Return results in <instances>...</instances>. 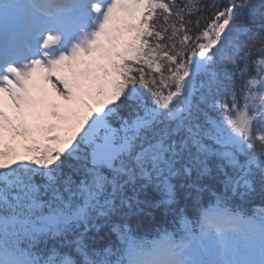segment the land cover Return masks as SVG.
Returning <instances> with one entry per match:
<instances>
[{"label":"snow or ice","instance_id":"1","mask_svg":"<svg viewBox=\"0 0 264 264\" xmlns=\"http://www.w3.org/2000/svg\"><path fill=\"white\" fill-rule=\"evenodd\" d=\"M48 84L100 113L28 124ZM235 197L264 200V0H0V264H264ZM157 209L152 239L117 222Z\"/></svg>","mask_w":264,"mask_h":264},{"label":"trees","instance_id":"2","mask_svg":"<svg viewBox=\"0 0 264 264\" xmlns=\"http://www.w3.org/2000/svg\"><path fill=\"white\" fill-rule=\"evenodd\" d=\"M249 27H253V26L249 24ZM253 30L255 29L253 28ZM208 115L213 118L215 117V113H212L211 111H208ZM201 122H203V114H201ZM145 195L151 196L153 195V193L149 190H145V193L144 195L141 196V199H144ZM215 195H216V188L210 187L209 191L201 195L200 201L202 204H204V206L208 205L214 200ZM252 198L255 199L256 197H252ZM181 206L184 207V204L181 203ZM193 210L194 209H188L187 215L189 217L192 215ZM163 216L164 213L161 210L157 209V210H151V214H141V216L139 217L130 216L126 219V221H121L118 219L117 222L118 223L126 222L133 236L146 237L148 239H152L154 238V236H156L158 229L162 227L171 228L173 226L171 222H169L168 224H164ZM89 235L94 237L97 243L104 244L106 246L111 245L112 243L119 242V240L115 241V237L116 238L118 237L116 233L112 232L110 227L108 226L101 227L98 233L95 232V230H92L89 232ZM69 239H72V237H69ZM54 244L57 247V250L60 251L61 253L69 252L71 250L68 247L67 242L61 245V244H56L55 241H51V240L48 242V248L51 249V247H53Z\"/></svg>","mask_w":264,"mask_h":264},{"label":"rangeland","instance_id":"3","mask_svg":"<svg viewBox=\"0 0 264 264\" xmlns=\"http://www.w3.org/2000/svg\"><path fill=\"white\" fill-rule=\"evenodd\" d=\"M53 82H56V78H52ZM47 86V87H46ZM59 86V85H58ZM43 88L47 90V99L45 101V106L39 111L42 112L44 119L35 121V120H30V123L27 121L28 124H53V125H59L60 122L53 116H51V111L53 110L52 105L56 104L59 105L60 107L57 109L61 115H70L72 116L73 120H83L84 117L89 116L90 114L95 115L100 113V100H98L94 96L90 95H82V103L80 100L78 101H73V102H68L65 101L62 97L56 94L55 90L52 88L51 84L48 85H42ZM51 89V90H50ZM43 94H41L42 96ZM6 99V98H5ZM89 105L91 110H94V113H92L90 110H88L84 105ZM71 107L73 109L72 113H68L66 109L68 107ZM9 115V114H8ZM16 111L13 108V112L9 115L12 117L14 120L16 118ZM5 138L6 141H8L9 136L8 133H5ZM39 139V136L37 137ZM13 147L17 149V151L20 153V156L23 157L24 155L29 157V154L24 152V146L26 145V141L23 138H17L15 141H11Z\"/></svg>","mask_w":264,"mask_h":264},{"label":"bare ground","instance_id":"4","mask_svg":"<svg viewBox=\"0 0 264 264\" xmlns=\"http://www.w3.org/2000/svg\"><path fill=\"white\" fill-rule=\"evenodd\" d=\"M49 85L50 84H48V86ZM5 101H4V110H5V112H7L10 115L13 112V107L11 106V103L7 99H5Z\"/></svg>","mask_w":264,"mask_h":264}]
</instances>
